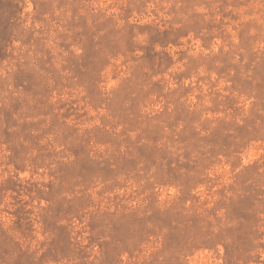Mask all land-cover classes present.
Returning <instances> with one entry per match:
<instances>
[{"label":"rangeland","instance_id":"374dc122","mask_svg":"<svg viewBox=\"0 0 264 264\" xmlns=\"http://www.w3.org/2000/svg\"><path fill=\"white\" fill-rule=\"evenodd\" d=\"M0 264H264V0H0Z\"/></svg>","mask_w":264,"mask_h":264}]
</instances>
